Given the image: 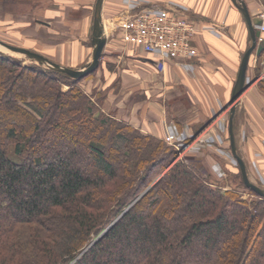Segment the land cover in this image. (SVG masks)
I'll return each mask as SVG.
<instances>
[{
  "label": "trees",
  "instance_id": "16d2710c",
  "mask_svg": "<svg viewBox=\"0 0 264 264\" xmlns=\"http://www.w3.org/2000/svg\"><path fill=\"white\" fill-rule=\"evenodd\" d=\"M81 82L0 53V264H264V198L239 166L243 193Z\"/></svg>",
  "mask_w": 264,
  "mask_h": 264
},
{
  "label": "crops",
  "instance_id": "0c3cea01",
  "mask_svg": "<svg viewBox=\"0 0 264 264\" xmlns=\"http://www.w3.org/2000/svg\"><path fill=\"white\" fill-rule=\"evenodd\" d=\"M96 1L67 0V8L60 4L56 9L36 11L33 14L35 24L31 23L27 30L36 35H43L46 41L45 50L50 54L42 52L45 45L41 42H28L30 46L27 45L26 49L65 67H76L75 64L88 60L93 49L92 45L90 49L84 44L87 42L88 32L90 29L92 31L95 9L93 6ZM120 1L104 0L103 21L118 14ZM173 1L187 6L190 9V18L198 22L200 27H208L199 33L194 42L199 51V56L192 61L195 65L194 77L188 75L180 65L171 62L159 73L147 55L126 46L122 41H112L116 44L107 43L102 69L96 74L103 77V91L106 92L104 112L134 126L146 135L160 139L164 138L163 125L168 121L181 127H192L202 120H208L211 125L221 114L220 110L231 107L232 91L241 61L251 46L246 21L231 0ZM244 2L252 19L264 17V0ZM81 8L83 16L75 19L73 14ZM5 17L11 16L0 12V18ZM81 34V39L75 38ZM53 35L62 41H48ZM257 36L258 42L264 40V34L260 33L258 28ZM69 37H73L72 40ZM247 79L250 86L237 103L234 117L236 146L239 155L247 163L248 174V164L250 166L254 163L258 167L256 173L264 180V51L259 56L256 52L251 55ZM182 99L189 103L187 115L182 114L181 107L173 104ZM166 103L170 106L167 111L163 105ZM240 117H243L242 120ZM207 129L208 127L204 132ZM240 134L242 143H239ZM203 157L207 167L215 163L213 152L209 151ZM253 172L254 170H251V173ZM249 178L252 179L251 174Z\"/></svg>",
  "mask_w": 264,
  "mask_h": 264
},
{
  "label": "rangeland",
  "instance_id": "374dc122",
  "mask_svg": "<svg viewBox=\"0 0 264 264\" xmlns=\"http://www.w3.org/2000/svg\"><path fill=\"white\" fill-rule=\"evenodd\" d=\"M24 4H18V6H15L14 9L12 10V13H7L3 10L2 5H0V12L5 15V16H11V17H5L3 19L0 18V40L21 48H27V45L30 46L32 43L36 42H41L45 45V48H43L42 52H47L46 49V41L43 39V35H36L34 32H30L27 30L29 28V25L35 24L34 23V16L33 14L36 11H39L40 9H56L60 7L61 5H64L67 8V0H59V3L57 4L58 0H24ZM57 1V2H56ZM76 1V0H75ZM129 0H121L120 1V11L118 14L114 15L112 18H108L106 21H103V26H104V34L107 39V43H112L114 42H121L120 39V30H119V25L121 23V17L125 13L126 8H127V3ZM147 1L148 4L150 5H163L164 2L166 1H156V0H143ZM78 3H82V1H78ZM141 3V2H140ZM84 8V5H81ZM72 7V6H71ZM70 7V8H71ZM95 6H93L94 9ZM80 11L75 12L73 17L75 19L81 18L83 16V11L82 9ZM12 17L14 20H12ZM77 17V18H76ZM37 19V17H35ZM66 20V19H65ZM16 24V25H15ZM36 26V25H35ZM62 28V27H61ZM59 31V30H58ZM90 32V33H89ZM88 32L87 35V42L84 44L86 47H90L91 49V41H90V36H91V29ZM80 37V39L83 37V34L80 36H76L75 38L77 39ZM73 37H69V39L72 40ZM59 41L61 42L62 40L57 38L55 35L52 36V38H49L48 41ZM27 41V42H25ZM28 42L30 44H28ZM116 44V43H112ZM88 45V46H87ZM56 47V46H55ZM56 49V48H54ZM49 50V49H48ZM51 51V50H50ZM133 51V50H132ZM137 52V51H136ZM0 53H3L5 55H8L12 58L18 59L22 61L25 65H32L34 63H31L27 58L21 55L13 54L8 51H4L3 49H0ZM49 52H47L48 54ZM135 53V52H134ZM50 54V53H49ZM135 55H138L135 53ZM104 57V53H103ZM102 57V59H103ZM100 63L99 70L102 69V62ZM92 60V56L90 55L88 57V60L85 62L81 61L79 64H75L76 67H68L71 69H80L87 63H89ZM124 61V60H123ZM158 71V69L156 68ZM161 73V71H158ZM98 72H95L82 80L80 87L85 91V93H88L89 95L92 94H102V96H106V92L103 91V85H102V76H97ZM191 77H194V75H191ZM249 88V87H248ZM64 90H67L65 87ZM105 104V103H104ZM176 105V107H181L183 109L182 114L185 113L186 115L189 113L188 110L190 107H188L189 103L187 100L182 99L177 101L176 103H173ZM164 105V110L167 111L168 103L163 104ZM104 107V106H103ZM224 108V107H223ZM232 107H228L226 110H220L219 111V116L216 118L213 123L210 125L208 120H202L199 121L195 124H193L192 127L183 125L182 127L178 125L180 129L182 128H187L189 130V133L192 137V140L190 139L189 144L195 145L196 142H194V139L197 136H200L204 145L199 143V145H196L192 150L189 149L186 152L179 153V158L178 160L184 161L189 165H202L205 170L210 172V175L212 176L213 180L217 183L219 181V185L223 187H227V189H232V190H237L241 193H243V189H241L238 184H235L233 182V177L236 176V173L233 170V173L227 169V167H230L231 169H234L237 167V164L235 160L232 157L231 151H230V139H229V134H228V124H229V116H230V110ZM224 113H223V112ZM243 117H240V120H242ZM173 123V122H172ZM170 124L169 121L164 123L163 127L165 125ZM210 125V126H209ZM207 129V131L204 132V129ZM239 138V143L241 142L242 139V134H240ZM221 140V141H220ZM194 142V143H192ZM169 146V145H168ZM171 147V146H170ZM213 152L215 154V163L211 164L210 167L205 165L204 163V157L207 152ZM245 152V150H244ZM247 164V163H246ZM218 166L220 167L224 174L223 179H219L216 174H214L212 167ZM248 167L250 168L249 174H251L252 179H250L253 183H255L258 186H261L264 188V180H262L259 176V174L256 173V170H258V167L256 164H248ZM252 167V169H251ZM251 170L254 172L251 173ZM256 173V174H255ZM248 174V175H249ZM229 176H231L229 178ZM229 179H232V182L229 181ZM245 198L250 199L249 194H245Z\"/></svg>",
  "mask_w": 264,
  "mask_h": 264
},
{
  "label": "built area",
  "instance_id": "2783aa9c",
  "mask_svg": "<svg viewBox=\"0 0 264 264\" xmlns=\"http://www.w3.org/2000/svg\"><path fill=\"white\" fill-rule=\"evenodd\" d=\"M189 13L187 6L173 0L163 5L129 0L119 25L120 39L126 46L147 55L158 71L163 72L166 64L171 62L180 65L188 75H194L195 65L192 61L199 56L194 42L199 33L208 27H200ZM262 20L257 28L264 34V17ZM247 83H250L248 79ZM190 139L192 137L187 128L180 129L175 123L165 125L163 140L177 152L192 150L199 143L204 145L200 136L194 139L196 144L193 146L189 144ZM220 169L218 166L212 167L214 174L223 179L224 174Z\"/></svg>",
  "mask_w": 264,
  "mask_h": 264
},
{
  "label": "water",
  "instance_id": "95a60500",
  "mask_svg": "<svg viewBox=\"0 0 264 264\" xmlns=\"http://www.w3.org/2000/svg\"><path fill=\"white\" fill-rule=\"evenodd\" d=\"M231 1L237 7V9L242 13L246 21L251 38V46L246 51V53L242 58L238 77L232 91L231 102H230V106L232 108L230 110L229 124H228L230 148H231L232 156L236 160L237 165L239 166V169L241 171L242 179L245 187L253 191L259 197L264 198V189L253 183L249 178L246 164L242 159V157L238 154L235 133H234V117L236 112V105L239 102L242 95L244 94V92L246 91V89L250 86V83H247V70L251 55L254 52H256L257 55L259 56L264 51V40L258 42V36H257V27L262 24L263 20L261 18H257V19L251 18L244 0H231ZM103 3L104 0H97L94 9L93 27L90 36L92 49H93L92 60L80 69H71L62 66L58 63L51 61L50 59L44 57L43 55L37 52L10 45L1 40H0V47L6 49L8 52H11L13 54L24 56L31 63L38 64L47 69H51L55 72L65 74L71 79L83 80L98 70L101 63V59L103 57L105 47L107 45V39L104 34V26L102 22Z\"/></svg>",
  "mask_w": 264,
  "mask_h": 264
},
{
  "label": "bare ground",
  "instance_id": "6f19581e",
  "mask_svg": "<svg viewBox=\"0 0 264 264\" xmlns=\"http://www.w3.org/2000/svg\"><path fill=\"white\" fill-rule=\"evenodd\" d=\"M0 49H3L4 51H7L6 49H4V48H2V47H0Z\"/></svg>",
  "mask_w": 264,
  "mask_h": 264
}]
</instances>
